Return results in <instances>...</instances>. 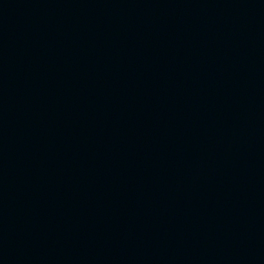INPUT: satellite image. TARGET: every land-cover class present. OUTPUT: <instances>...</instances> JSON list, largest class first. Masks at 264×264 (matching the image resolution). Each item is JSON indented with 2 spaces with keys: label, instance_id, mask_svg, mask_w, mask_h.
Segmentation results:
<instances>
[{
  "label": "water",
  "instance_id": "95a60500",
  "mask_svg": "<svg viewBox=\"0 0 264 264\" xmlns=\"http://www.w3.org/2000/svg\"><path fill=\"white\" fill-rule=\"evenodd\" d=\"M0 264H264V0H0Z\"/></svg>",
  "mask_w": 264,
  "mask_h": 264
}]
</instances>
